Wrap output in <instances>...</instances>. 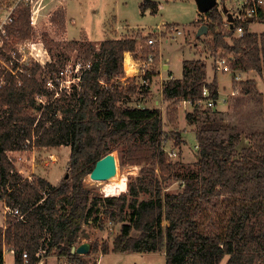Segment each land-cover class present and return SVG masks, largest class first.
Returning a JSON list of instances; mask_svg holds the SVG:
<instances>
[{
	"label": "trees",
	"instance_id": "16d2710c",
	"mask_svg": "<svg viewBox=\"0 0 264 264\" xmlns=\"http://www.w3.org/2000/svg\"><path fill=\"white\" fill-rule=\"evenodd\" d=\"M140 6L157 10V1H145ZM16 7L18 18L8 26L9 34L25 39L32 34L31 7L23 2ZM61 11L54 17L61 18ZM205 15L215 32V53L221 48L233 55L234 91L257 94L255 79L239 80L236 74L253 70L264 76V31H250L247 21L245 32L238 37L224 24L219 6ZM259 16L264 17L261 8ZM138 36L107 37L98 44L89 43L83 51L84 66L71 101L65 99L66 87L56 76L69 58V44L55 53L51 47L54 42L49 39V49L56 57L44 66L30 61L16 73L0 68V197L9 209L19 208L23 214L7 212L0 226V264L5 263V248L15 253L17 264H25V252L28 263L36 264L40 250L45 256L90 264L72 248L83 224L99 220L102 212L122 224L113 240V252L164 250L168 264H220L225 256L229 257L227 264H264V130L250 135L251 144L238 157L240 135L217 139L207 134L218 128V122L205 123L199 135L198 169L180 172V162L169 159L165 151L161 109L121 105L128 93L138 91L136 84L126 88L118 81L125 73V52H134L141 38L145 51L154 50L160 62L159 44L147 46L148 37ZM71 44L76 49L79 43ZM3 49L0 47V55ZM183 61L182 77H171L162 90L169 102L168 119L174 126L182 100L195 103L189 116L198 120L204 110L198 102L206 101L203 89L208 87L215 101L219 97L218 78H206L207 63L194 58ZM143 88L141 92L147 90ZM65 145L71 147V175L56 185L40 175L24 176L10 156L12 151ZM119 146H125V157L131 164L144 163L141 174L129 181L128 191L120 195L93 196L85 177L101 157ZM174 179L183 185L171 192L165 183ZM142 193L148 196L141 198ZM225 198L232 206L225 232L219 230L212 215L202 226L203 209L213 213ZM91 248L99 249L98 245ZM102 251L108 253L110 247L104 245Z\"/></svg>",
	"mask_w": 264,
	"mask_h": 264
},
{
	"label": "rangeland",
	"instance_id": "374dc122",
	"mask_svg": "<svg viewBox=\"0 0 264 264\" xmlns=\"http://www.w3.org/2000/svg\"><path fill=\"white\" fill-rule=\"evenodd\" d=\"M18 0H0V18L7 16L9 11ZM58 1V2H56ZM149 0H37L33 9L37 11L35 14V22H31L32 34L25 39H21L15 35H10L8 26H11L13 21L18 18L17 5L13 10L14 20L7 25V34L0 39V47H4V53L0 56H5L16 52V56L23 60H36L35 53L38 50H31L30 45L36 46L38 49L47 48L49 52V60H55V54L49 49V39H52L51 47L55 49V53L61 52L67 48L69 44L70 50L69 58L57 73V79L64 83L66 87V100L72 99L74 92V85L78 84V76L81 74V69L84 66L83 51L89 46V43L98 44L100 40L107 37H148L147 46L159 44V63L156 61V52L145 51V46L141 43L139 38V45L134 52H125L124 60H130L131 57L139 58L146 55H155V64L152 65L150 74V84L147 90L140 91L141 82L139 75H128L133 72V67L129 66L128 72L118 77V81L124 87L137 85L138 91L135 94L128 93L121 102V105L128 107H158L162 111L164 118L163 131L165 133V151L169 159L172 161H179L180 172H190L192 169H198L197 162L199 159L200 140L202 126L208 122H218V128L209 131L207 135L214 136L217 139H228L229 136L240 135V141L236 143L238 157H241L243 148L251 144L250 135L254 131L264 130V76L258 72H243L242 77H255L259 91L255 95H240L232 94L231 87L235 88L233 74L223 73L218 68L221 59L233 60V55L228 54L221 48L215 53L214 40L215 32L209 27V19L207 16L200 18L198 6L195 0H155L157 1V10L152 7L142 9L141 4ZM242 0H220L218 6L220 9L235 8L236 4L241 5ZM59 3L60 6L58 5ZM58 5V6H57ZM57 8L52 10L53 8ZM32 9V5H30ZM67 7V10L66 8ZM62 10L63 18L54 17L58 15L56 12ZM223 11L224 19L227 12ZM33 12L31 13L32 16ZM59 14V15H61ZM205 15V14H204ZM69 17V19L67 18ZM258 19V18H257ZM263 19V20H262ZM32 20V19H31ZM247 22V21H245ZM248 29L253 32L264 31V18H259L256 21H248ZM207 24L208 30L198 35L199 29ZM237 26V24H236ZM158 30V32H156ZM234 30V29H233ZM235 36L240 37L236 31ZM257 32V33H258ZM151 37L155 38L151 45L148 40ZM231 41L230 37H225ZM78 42V47L75 49L71 42ZM3 42H5L3 44ZM51 43V41H50ZM3 44V46H2ZM8 44V45H7ZM5 45H7L5 47ZM72 48V49H71ZM127 55V56H126ZM142 58V57H141ZM202 59L207 63V80H215L214 74H218L220 91L223 96L222 102L219 106L213 107L215 111H204L206 103H202L204 112L199 114L198 120L194 116H189L190 112L194 111L195 106L190 104L184 105L182 100L178 105V124L174 126L169 122L168 109L169 102L163 96V87L171 80V75L174 78H181L183 75V60L188 59ZM46 62V63H47ZM45 63V62H44ZM39 62V64H44ZM11 65L6 57H0V68ZM164 64L169 65L167 68ZM45 65V64H44ZM43 65V66H44ZM2 66V67H1ZM226 68L224 67V70ZM229 70H232L231 67ZM219 72V73H218ZM242 78V79H243ZM62 86V88H63ZM143 89H146L144 86ZM230 93V94H228ZM227 95V96H226ZM227 97V104L224 100ZM236 99V100H235ZM194 121V122H193ZM175 127L174 131L173 128ZM177 134V135H176ZM180 139L177 143L176 139ZM125 146H119L112 152L116 155V175L106 180L92 179L90 174L85 177V184L92 189L93 196H110L105 191V187L114 185L122 178H126V190L128 191V182L138 177L141 174V168L144 163L131 164L125 157ZM177 152L176 155H171V150ZM70 145L61 147H47V148H32L29 150L12 151L10 156L14 158L16 168L24 174V176L31 177L33 175H40L59 184L66 174L69 172L70 160ZM21 154L22 157H19ZM157 171L160 169L156 166ZM116 177V178H115ZM47 178V179H49ZM114 180H110L113 179ZM182 181L169 180L166 181L165 187L167 190L174 192L182 188ZM2 187L0 186V191ZM120 192V193H121ZM118 193L117 195H120ZM148 195L142 193L141 198ZM0 197V224L4 222L6 213L9 212L5 203H2ZM223 205L216 208L212 213L208 208H204L201 214L200 221L206 224V218L214 217L221 232H225L228 220L232 211V206L229 199H223ZM102 211L105 209L101 206ZM100 219L89 220L83 224V229L79 235L77 243L88 242L91 246L98 245V250L92 248L86 253L84 258L89 259L90 264H168L165 253L162 251L156 253L149 252H135L124 251L122 253L111 251L113 247L114 238L120 233L122 224L120 222L112 221L105 213L100 214ZM102 223V225L100 224ZM76 245H79L77 244ZM104 245L110 247L109 253L104 254L102 251ZM104 254V255H103ZM229 257L225 256L220 264H227ZM4 264H17L15 262V254L12 250L5 251ZM42 264H75L67 260L65 257L58 258L55 255L43 256Z\"/></svg>",
	"mask_w": 264,
	"mask_h": 264
},
{
	"label": "built area",
	"instance_id": "2783aa9c",
	"mask_svg": "<svg viewBox=\"0 0 264 264\" xmlns=\"http://www.w3.org/2000/svg\"><path fill=\"white\" fill-rule=\"evenodd\" d=\"M37 0H18L15 5L12 7V9L9 11V13L7 14V16L0 18V39L3 40V36L7 34L8 30H7V25L9 23H11L14 20V16H13V10L15 8L16 5H18V3L23 2L24 4H29L32 5V9L31 11L33 12L32 16H31V22L34 23L35 22V14L37 13V11L35 9H33V5ZM220 1V0H218ZM236 6L235 8L231 7L228 8V11H230L232 13L233 16V20L230 21L228 18V15L225 14V25L227 27H231L232 29H234L236 31V33L241 36L244 32H245V21H249L250 19H257L259 18V13H260V8L264 10V0H242L241 1V5L238 6V4L234 5ZM222 10V9H221ZM224 9L222 10L223 13ZM225 12V11H224ZM224 14V13H223ZM237 24V26H236ZM158 32V30L156 31ZM155 41V38L151 37V39L148 40L149 44H153ZM5 42H3L4 44ZM2 44V46H3ZM29 47H31V50H38L35 53V59L36 60H31L34 62H41V63H46L49 60V52L47 50V48L43 49H38L36 46L30 45ZM18 52H16L17 54ZM16 54L14 55L13 53H11L10 57L7 59L8 61H11V65H6L7 67H4L3 69H5V71H13L14 73H16L24 64L30 62L28 60H23L22 58L19 59ZM131 66L134 68L132 73H128L129 75H131L133 77V75H139L140 79L142 80L141 82V86H146V88L149 86L150 84V78H149V73L152 71V65L155 64V55H146V56H141L139 58H133L131 55ZM125 59V58H124ZM230 62L227 61V59H221L219 61L220 65H219V69L221 71H224V67L226 68L225 70H229L230 65L232 60H229ZM125 62V60H124ZM44 63V64H45ZM41 64V65H44ZM15 66H17L16 68H14ZM2 67V66H1ZM125 68H126V72H128L127 66H126V62H125ZM243 73V72H242ZM242 73H237L236 77L237 79H242ZM49 86H54L53 82H51V80L47 81ZM203 96L206 97V101L200 100L198 103L200 105H202V103H206L205 108L208 109V107H214L216 105L215 99H213L210 96V91L208 89V87H205L203 89ZM45 102V101H44ZM192 104L194 105L195 103L192 100H184V105L186 104L189 105ZM169 154L171 155V157L173 155H176L177 152L173 149L169 152ZM11 155V154H10ZM19 155V154H18ZM19 157H22V155L20 154ZM21 173V171H19ZM10 213H14L15 215H19L20 217H23V214L21 212V210L19 208H13V209H9ZM7 250V248L4 249V252ZM45 251L44 250H40L39 252H37V256H38V261L36 262V264H42L43 262V256H44ZM23 257H24V263L25 264H29L28 263V253H23Z\"/></svg>",
	"mask_w": 264,
	"mask_h": 264
},
{
	"label": "water",
	"instance_id": "95a60500",
	"mask_svg": "<svg viewBox=\"0 0 264 264\" xmlns=\"http://www.w3.org/2000/svg\"><path fill=\"white\" fill-rule=\"evenodd\" d=\"M196 4L198 6V9L201 13L207 12L209 9L218 6L219 1L218 0H195ZM225 12H227L228 18L230 21L233 20V16L232 13L230 11H228V7L225 6ZM252 20V19H250ZM208 30V25L205 24L203 25L199 31H198V35H201L203 33H205ZM117 173L116 171V155L115 153L111 152H107L106 155H104L103 157H101V159H99L94 168L92 169V172L90 174L92 179L95 180H106L109 179L113 176H115ZM69 172L66 174V178H68ZM1 193V192H0ZM91 249V244L88 242H83L80 245H75L72 248L73 252H77L81 255H85L86 253H88Z\"/></svg>",
	"mask_w": 264,
	"mask_h": 264
},
{
	"label": "crops",
	"instance_id": "0c3cea01",
	"mask_svg": "<svg viewBox=\"0 0 264 264\" xmlns=\"http://www.w3.org/2000/svg\"><path fill=\"white\" fill-rule=\"evenodd\" d=\"M40 1H44V0H40ZM53 1H54V0H53ZM56 2H58V1H56ZM59 2H61V0H59ZM61 3H64V2H61ZM61 3H59L58 5L60 6ZM64 4H65V3H64ZM58 5H57V6H58ZM65 5H66V4H65ZM57 6H56L55 8H53L52 10H55V9L57 8ZM65 8H66V10H67V7H65ZM67 12H68V10H67ZM198 12H199V15H200V18H201V19L204 18V16H206V15H204V13H201V12L199 11V9H198ZM67 18L69 19V17H67ZM259 18L261 19L262 17L259 16ZM259 18H258V19H252V20H249V22H250V21L252 22V21L259 20ZM263 18H264V17H263ZM262 20H263V19H262ZM249 30H250V29H249ZM251 31H252V30H251ZM256 32H258V31H256ZM258 33H259V32H258ZM168 66H169V65L164 64V67H165V68H167ZM221 72H223V73H229V74H231V75L233 74V73H232V70H224V71H221ZM249 72H256V71L250 70ZM218 73H219V72H218ZM128 75H129V74H128ZM207 75H208V71H207ZM217 75H218V74H216V73L214 74V76H215L216 78H217ZM171 77L174 78V76H172V75H171ZM171 77H170V78H171ZM215 77H214V79H215ZM250 78H253V79L256 80L255 77H250ZM210 81H213V80L210 79ZM232 81H233V80H232ZM256 82H257V81H256ZM218 84H219V78H218ZM231 89H233V90H232V91H233L232 94H234L235 91H234L233 86L231 87ZM218 90H219V92H218V93H219V95H218L219 97H218V99H217V104H218V106H219V102H222V98H223V96H222V94H221V91H220V84H219V88H218ZM236 93H237V94H240V95H246V96H248V94H244V93L241 94V93H239V92H235V94H236ZM228 94H230V93H228ZM226 96H227V95H226ZM223 99H224V98H223ZM235 100H236V99H235ZM224 102H225V104H227V97L225 98ZM47 178H49V177H47ZM49 180H50V178H49ZM50 181H51L53 184H55V185L57 184L56 182H53L52 180H50ZM1 200H2V199H1ZM3 202L5 203L4 200H2V203H3ZM5 206H6V204H5ZM5 218H6V216H5ZM5 218H4V222L1 223L0 226H3V225H4V223H5ZM77 244L80 245L81 243H77ZM159 251H162V250H159ZM12 252H13V251H12ZM110 252H111V251H110ZM156 252H158V251H155V252H149V253H156ZM162 252L165 253L164 250H163ZM13 253H14V252H13ZM108 253H109V252H108ZM14 254H15V253H14ZM104 254H106V253H104ZM104 254H103V255H104Z\"/></svg>",
	"mask_w": 264,
	"mask_h": 264
},
{
	"label": "bare ground",
	"instance_id": "6f19581e",
	"mask_svg": "<svg viewBox=\"0 0 264 264\" xmlns=\"http://www.w3.org/2000/svg\"><path fill=\"white\" fill-rule=\"evenodd\" d=\"M127 56V55H126ZM127 59L129 58H126L125 62H126V66H127V69L129 68V66H131L132 62L127 61ZM116 178V177H115ZM111 181L114 180L113 179H110ZM100 181V180H99ZM103 182V181H102ZM105 191L107 192V194L109 195H117L118 193H120L122 190H126V178H122L119 182H117L116 184L114 185H107L105 188Z\"/></svg>",
	"mask_w": 264,
	"mask_h": 264
}]
</instances>
